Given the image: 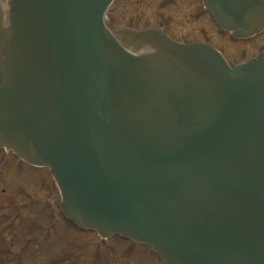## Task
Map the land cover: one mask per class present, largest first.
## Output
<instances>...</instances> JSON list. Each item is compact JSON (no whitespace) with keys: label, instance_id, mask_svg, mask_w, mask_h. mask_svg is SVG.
I'll return each instance as SVG.
<instances>
[{"label":"water","instance_id":"obj_1","mask_svg":"<svg viewBox=\"0 0 264 264\" xmlns=\"http://www.w3.org/2000/svg\"><path fill=\"white\" fill-rule=\"evenodd\" d=\"M111 1H14L0 127L52 166L79 223L167 264H264V58L130 55L105 26Z\"/></svg>","mask_w":264,"mask_h":264},{"label":"rangeland","instance_id":"obj_2","mask_svg":"<svg viewBox=\"0 0 264 264\" xmlns=\"http://www.w3.org/2000/svg\"><path fill=\"white\" fill-rule=\"evenodd\" d=\"M107 18L118 28L150 25L177 40H208L231 64L264 48V31L236 41L216 27L200 0H116ZM47 178L0 146V264H160L144 247L100 240L65 223L47 204L53 195Z\"/></svg>","mask_w":264,"mask_h":264}]
</instances>
